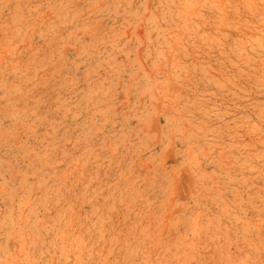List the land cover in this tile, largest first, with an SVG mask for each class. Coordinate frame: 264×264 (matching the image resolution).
Wrapping results in <instances>:
<instances>
[{
    "label": "rangeland",
    "instance_id": "rangeland-1",
    "mask_svg": "<svg viewBox=\"0 0 264 264\" xmlns=\"http://www.w3.org/2000/svg\"><path fill=\"white\" fill-rule=\"evenodd\" d=\"M133 1L0 0V264H264V1Z\"/></svg>",
    "mask_w": 264,
    "mask_h": 264
},
{
    "label": "bare ground",
    "instance_id": "bare-ground-1",
    "mask_svg": "<svg viewBox=\"0 0 264 264\" xmlns=\"http://www.w3.org/2000/svg\"><path fill=\"white\" fill-rule=\"evenodd\" d=\"M128 1V0H127ZM133 1V0H132ZM184 1V0H183ZM185 1H187V0H185ZM230 1V0H229ZM228 1V2H229ZM249 1V0H248ZM253 1V0H252ZM252 1H250V3L252 2ZM256 1V0H255ZM254 1V2H255ZM264 1V0H263ZM134 2V1H133ZM170 3H171V1H169ZM193 2V1H192ZM222 2H225V0L224 1H222ZM221 2V3H222ZM245 2V1H244ZM260 2V4L262 3V1H259ZM125 3H126V1H125ZM132 3V2H131ZM164 3V2H163ZM162 3V4H163ZM166 3V2H165ZM168 3V2H167ZM180 3V2H179ZM227 3V2H226ZM231 3V2H230ZM211 4V3H210ZM232 4V3H231ZM253 4V3H252ZM255 4V3H254ZM127 5V4H126ZM159 5H160V3H159ZM170 4H168V6H169ZM177 5V4H176ZM189 5H190V3H189ZM212 5V4H211ZM262 5V4H261ZM139 6H141V5H139ZM161 6V5H160ZM171 6V5H170ZM169 6V7H170ZM191 6V5H190ZM223 6V5H222ZM264 6V5H263ZM150 7V6H149ZM183 7V6H182ZM186 7V6H185ZM211 7V6H210ZM219 7H220V5H219ZM234 7V6H233ZM262 7V6H261ZM62 8V7H61ZM166 8V7H165ZM168 8V7H167ZM166 8V9H167ZM176 8V7H175ZM181 8V7H180ZM184 8V7H183ZM187 8V7H186ZM247 8V7H246ZM63 9H65V8H63ZM63 9H61V10H63ZM101 9V8H100ZM131 9V8H130ZM146 9V8H145ZM163 9V8H162ZM177 9H179V8H176V10ZM67 10V9H66ZM137 10V9H136ZM155 10V9H154ZM153 10V11H154ZM168 10H169V8H168ZM237 10H238V8H237ZM70 11V10H69ZM81 11V10H80ZM79 11V12H80ZM86 11V10H85ZM152 11V10H151ZM160 11H161V9H160ZM170 11V10H169ZM172 11H174L173 9H172ZM171 11V12H172ZM186 11H188L187 9H186ZM234 11H236V10H234ZM58 12H59V10H58ZM118 12V11H117ZM138 12V14H139V10L137 11ZM136 12V13H137ZM175 12V11H174ZM65 13H67L66 11H65ZM65 13H63V14H65ZM97 13V12H96ZM131 13V12H130ZM165 13V12H164ZM169 13V12H168ZM240 13V12H239ZM239 13H237V14H239ZM80 14V13H79ZM78 14V15H79ZM83 14H85V13H83ZM137 14V15H138ZM73 15V14H72ZM90 15H92V14H90ZM157 15V14H156ZM166 15V14H165ZM170 15H172L171 13H170ZM180 15H181V12H180ZM261 15V14H260ZM60 16H61V14H60ZM64 16V15H63ZM145 16V15H144ZM168 16V15H167ZM187 16V15H186ZM88 17V16H87ZM152 17V16H151ZM157 17V16H156ZM163 19H165V16L163 15ZM179 17V16H178ZM82 18V17H81ZM146 18V17H145ZM148 18V17H147ZM175 18V17H174ZM177 18V17H176ZM149 19V18H148ZM262 19V18H261ZM171 20H172V18H171ZM222 20H223V17H222ZM147 21V20H146ZM162 21V20H161ZM165 21H168V20H165ZM217 21V20H216ZM84 22V21H83ZM149 22H151V21H149ZM170 22V21H169ZM95 23V22H94ZM148 23V22H147ZM220 23V22H219ZM223 23H225V22H223ZM153 24V23H152ZM149 25H151L150 23H149ZM161 32V31H160ZM262 32V31H261ZM262 34V33H261ZM263 35V34H262ZM225 45V44H224ZM233 48V47H232ZM231 53H232V49H231ZM261 54V53H260ZM239 55V54H238ZM245 55V54H244ZM247 55V54H246ZM59 56V55H58ZM251 59V58H250ZM134 61V60H133ZM249 61V60H248ZM252 61V60H251ZM169 67V66H168ZM138 69V68H137ZM161 69V68H160ZM162 70V69H161ZM191 72V71H190ZM35 76V75H34ZM242 77V76H241ZM251 79V78H250ZM73 80V79H72ZM225 81V80H224ZM254 85H255V83H254ZM26 87V86H25ZM257 87V86H256ZM27 89V88H26ZM170 90V89H169ZM176 91V90H175ZM170 92V91H169ZM110 96V95H109ZM169 96V95H168ZM170 97V96H169ZM172 97V96H171ZM96 101V100H95ZM103 102V101H102ZM57 107V106H56ZM55 107V108H56ZM159 108V107H158ZM200 111V110H199ZM206 113V112H205ZM153 118V117H152ZM262 118V117H261ZM33 123V122H32ZM234 123V122H233ZM152 125V124H151ZM155 126V125H154ZM155 128V127H154ZM242 129V128H241ZM156 130V129H155ZM154 129H153V131H155ZM152 131V130H151ZM247 132V131H246ZM158 132L156 131V134H157ZM185 135V134H184ZM157 136H158V134H157ZM172 136V135H171ZM239 136V135H238ZM258 138V137H257ZM172 139V138H171ZM234 139V138H233ZM259 139V138H258ZM250 145V144H249ZM61 152H63V151H61ZM262 152V151H261ZM46 153V152H45ZM169 153V152H168ZM261 155V154H260ZM259 157V156H258ZM35 158V157H34ZM196 158V157H195ZM256 158V157H255ZM119 161V160H118ZM128 162V161H127ZM230 162V161H229ZM42 164V163H41ZM261 166V165H260ZM240 170V169H239ZM246 170V169H245ZM120 171V170H119ZM14 172V171H13ZM122 172V171H121ZM187 172V171H186ZM75 173V172H74ZM137 173H138V171H137ZM180 176V175H179ZM15 177H17V176H15ZM75 177V176H74ZM114 177V176H113ZM10 178H11V176H10ZM64 178V177H63ZM77 178V177H76ZM81 181V180H80ZM130 183V182H129ZM153 183V182H152ZM187 184V183H186ZM178 185H181V184H178ZM189 185V184H188ZM117 186V185H116ZM181 186H183V185H181ZM223 186V185H222ZM103 187V186H102ZM183 188V187H182ZM1 189V188H0ZM102 189V188H101ZM187 189V188H186ZM114 191V190H113ZM176 191V190H175ZM138 192V191H137ZM186 192V191H185ZM192 192V191H191ZM110 193V192H109ZM174 194V193H173ZM185 194H188V193H185ZM123 195V194H122ZM106 196V195H105ZM187 196V195H186ZM132 197V196H131ZM263 197V196H262ZM121 198V197H120ZM179 198V197H178ZM185 199H186V197H185ZM106 200V199H105ZM145 200V199H144ZM182 200V199H181ZM187 200V199H186ZM237 202V201H236ZM26 203H28V202H26ZM53 203V202H52ZM127 203V202H126ZM33 207V206H32ZM41 207V206H40ZM229 208V207H228ZM178 211V210H177ZM220 211V210H219ZM35 212V211H34ZM128 212V211H127ZM182 212V211H181ZM136 213V212H135ZM175 213V212H174ZM260 214V213H259ZM128 216V215H127ZM41 219V218H40ZM195 219V218H194ZM233 221V220H232ZM73 224V223H72ZM209 226V225H208ZM95 227V226H94ZM54 228V227H53ZM57 228V227H56ZM221 228V227H220ZM193 232H194V230H193ZM101 233V232H100ZM11 234V233H10ZM157 234V233H156ZM144 236V235H143ZM205 236V235H204ZM146 237V236H145ZM63 237H61V239H62ZM64 239V238H63ZM256 239V238H255ZM35 240V239H34ZM142 241V240H141ZM53 243V242H52ZM145 243V242H144ZM84 244V243H83ZM125 244V243H124ZM54 245V244H53ZM57 245V244H56ZM232 245V244H231ZM78 246V245H77ZM110 248V247H109ZM120 249V248H119ZM188 249V248H187ZM186 249V250H187ZM188 250H190V249H188ZM20 251V250H19ZM110 251V250H109ZM20 253V252H19ZM109 253V252H108ZM130 253H131V251H130ZM21 254H22V251H21ZM64 254V253H63ZM105 255V254H104ZM135 255V254H134ZM13 256V255H12ZM52 256V255H51ZM103 257V256H102ZM135 259V258H134ZM19 264V263H18Z\"/></svg>",
    "mask_w": 264,
    "mask_h": 264
}]
</instances>
